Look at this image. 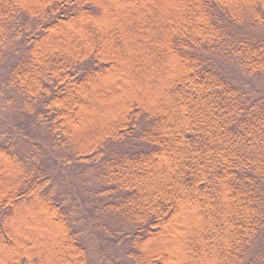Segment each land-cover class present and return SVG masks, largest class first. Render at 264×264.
Instances as JSON below:
<instances>
[{"label": "trees", "instance_id": "trees-1", "mask_svg": "<svg viewBox=\"0 0 264 264\" xmlns=\"http://www.w3.org/2000/svg\"><path fill=\"white\" fill-rule=\"evenodd\" d=\"M0 264H264V0H0Z\"/></svg>", "mask_w": 264, "mask_h": 264}]
</instances>
